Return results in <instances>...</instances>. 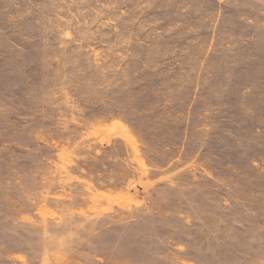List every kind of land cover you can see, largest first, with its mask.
I'll return each instance as SVG.
<instances>
[{
	"label": "rangeland",
	"instance_id": "rangeland-1",
	"mask_svg": "<svg viewBox=\"0 0 264 264\" xmlns=\"http://www.w3.org/2000/svg\"><path fill=\"white\" fill-rule=\"evenodd\" d=\"M0 264H264V0H0Z\"/></svg>",
	"mask_w": 264,
	"mask_h": 264
}]
</instances>
